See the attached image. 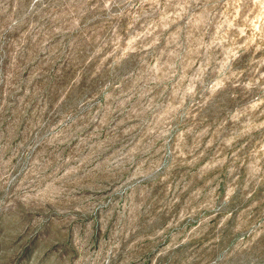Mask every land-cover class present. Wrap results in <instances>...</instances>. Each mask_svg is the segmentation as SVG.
I'll list each match as a JSON object with an SVG mask.
<instances>
[{"label":"rangeland","instance_id":"374dc122","mask_svg":"<svg viewBox=\"0 0 264 264\" xmlns=\"http://www.w3.org/2000/svg\"><path fill=\"white\" fill-rule=\"evenodd\" d=\"M0 264H264V0H0Z\"/></svg>","mask_w":264,"mask_h":264}]
</instances>
